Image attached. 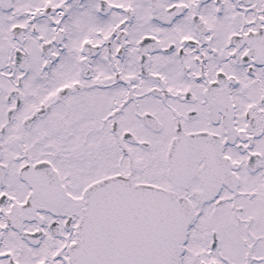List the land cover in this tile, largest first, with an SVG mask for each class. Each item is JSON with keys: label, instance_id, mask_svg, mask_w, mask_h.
<instances>
[{"label": "snow or ice", "instance_id": "1", "mask_svg": "<svg viewBox=\"0 0 264 264\" xmlns=\"http://www.w3.org/2000/svg\"><path fill=\"white\" fill-rule=\"evenodd\" d=\"M0 264H264V0H0Z\"/></svg>", "mask_w": 264, "mask_h": 264}]
</instances>
